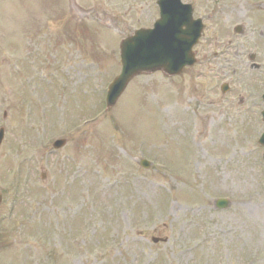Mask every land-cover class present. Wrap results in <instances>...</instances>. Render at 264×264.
<instances>
[{"label":"rangeland","instance_id":"1","mask_svg":"<svg viewBox=\"0 0 264 264\" xmlns=\"http://www.w3.org/2000/svg\"><path fill=\"white\" fill-rule=\"evenodd\" d=\"M154 1L0 0V215L6 220L11 205L15 214L0 231V264H264V150L251 145L249 113L257 123L246 108L258 100L245 94L251 83L263 89L260 73L242 79L244 93L221 108L214 95H200L199 67L177 78L138 77L96 124L74 132L104 109L102 87L119 72L118 58L110 63L105 53L158 19ZM193 1L205 15L219 2L233 7L240 22L249 2L264 3ZM249 17L264 21L257 11ZM57 139L67 143L55 151ZM144 156L178 176L141 168ZM21 161L22 192L12 204ZM218 198L227 209H216ZM20 219L30 233L22 242ZM37 233L35 247L28 241Z\"/></svg>","mask_w":264,"mask_h":264},{"label":"water","instance_id":"2","mask_svg":"<svg viewBox=\"0 0 264 264\" xmlns=\"http://www.w3.org/2000/svg\"><path fill=\"white\" fill-rule=\"evenodd\" d=\"M160 7L162 10H170L165 11L163 18L164 20L161 25L162 30H165V32L166 30H169V28H171V32H169V38H167V44H165V50H162V48L159 46L150 48V45L153 42L154 38L149 37L148 32H143L141 33L139 38L133 37L122 44L121 49L123 58V71L119 81H117V88L113 90V95L111 96V100L109 102L110 107L118 99L127 83L130 81V79H132L133 76L140 73L153 72L156 70H163L169 75L178 74L181 71L183 64L178 65L177 70H174L173 68V65L176 63L175 51L178 48V44L189 43L187 47L190 48L196 38L191 42L190 39H186L184 38V36L179 34L174 36V40L176 42H173V30H176V28L185 24L182 23V10L180 9L179 16H175L174 19L173 14L176 13V11L177 13L179 12L175 0H164L163 2H160ZM198 31L200 32L201 29H199ZM138 39L139 42H137ZM181 47L184 46L181 45ZM131 53H133V58L129 60ZM185 56L189 58V60L187 57L184 58V61H186V63L192 62V57L188 55V52H185Z\"/></svg>","mask_w":264,"mask_h":264}]
</instances>
